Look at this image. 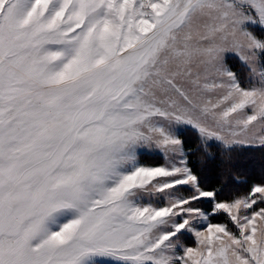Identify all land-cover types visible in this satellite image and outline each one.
I'll return each mask as SVG.
<instances>
[{
	"label": "snow or ice",
	"instance_id": "6c2138e0",
	"mask_svg": "<svg viewBox=\"0 0 264 264\" xmlns=\"http://www.w3.org/2000/svg\"><path fill=\"white\" fill-rule=\"evenodd\" d=\"M182 130L264 149V0H0V264H264V178Z\"/></svg>",
	"mask_w": 264,
	"mask_h": 264
},
{
	"label": "trees",
	"instance_id": "16d2710c",
	"mask_svg": "<svg viewBox=\"0 0 264 264\" xmlns=\"http://www.w3.org/2000/svg\"><path fill=\"white\" fill-rule=\"evenodd\" d=\"M182 139L185 140L186 150L190 148L196 153L190 156V163L200 176L203 186L207 189L222 190L221 198L242 193L253 183L264 178V149L255 147L237 150L229 160V157L215 148L209 149L207 154L197 151L201 145L191 130H184ZM207 206L209 209L210 205ZM213 221L224 220L220 217Z\"/></svg>",
	"mask_w": 264,
	"mask_h": 264
},
{
	"label": "rangeland",
	"instance_id": "374dc122",
	"mask_svg": "<svg viewBox=\"0 0 264 264\" xmlns=\"http://www.w3.org/2000/svg\"><path fill=\"white\" fill-rule=\"evenodd\" d=\"M228 64L230 67L233 68V70L237 71V73L241 76V80H244L245 77V73L243 71L242 65L240 64V61L238 60V58L236 57H230ZM182 132H184V130H182ZM182 138V137H181ZM142 164L146 165V166H153V165H157V164H162L163 160L160 159L157 155L155 154H146L140 161ZM158 162V163H157ZM208 204H204L203 208L205 209V211H207V206ZM220 217H209V221L208 222H212V223H217L214 222L213 219H219ZM223 219V218H222ZM224 222V221H223ZM184 243L187 246H191V247H195V239L194 237H186Z\"/></svg>",
	"mask_w": 264,
	"mask_h": 264
}]
</instances>
